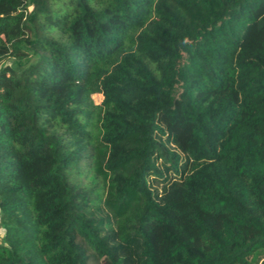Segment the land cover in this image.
Instances as JSON below:
<instances>
[{
  "label": "trees",
  "instance_id": "16d2710c",
  "mask_svg": "<svg viewBox=\"0 0 264 264\" xmlns=\"http://www.w3.org/2000/svg\"><path fill=\"white\" fill-rule=\"evenodd\" d=\"M0 229V264H264V0H0Z\"/></svg>",
  "mask_w": 264,
  "mask_h": 264
},
{
  "label": "rangeland",
  "instance_id": "374dc122",
  "mask_svg": "<svg viewBox=\"0 0 264 264\" xmlns=\"http://www.w3.org/2000/svg\"><path fill=\"white\" fill-rule=\"evenodd\" d=\"M6 62L10 63V59L6 60ZM92 99L94 100V102H98L99 99H100V96L99 95H93ZM1 234H2V232H1V229H0V236H1ZM0 242H1V240H0ZM96 264H98V263H96ZM254 264H258V261L255 262Z\"/></svg>",
  "mask_w": 264,
  "mask_h": 264
}]
</instances>
